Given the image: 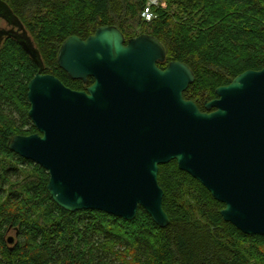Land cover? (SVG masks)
Listing matches in <instances>:
<instances>
[{
    "label": "water",
    "instance_id": "water-1",
    "mask_svg": "<svg viewBox=\"0 0 264 264\" xmlns=\"http://www.w3.org/2000/svg\"><path fill=\"white\" fill-rule=\"evenodd\" d=\"M0 19V45L14 38L39 66L26 93L37 132L14 135L9 150L48 173L46 189L59 207L126 221L141 207L165 227L158 169L176 161L224 205V221L264 236V67L218 86L201 110L183 96L195 78L190 67H158L166 52L156 37L126 40L102 25L85 39L68 36L58 50L57 64L71 79H93L74 90L41 72L38 49L4 0Z\"/></svg>",
    "mask_w": 264,
    "mask_h": 264
},
{
    "label": "trees",
    "instance_id": "trees-1",
    "mask_svg": "<svg viewBox=\"0 0 264 264\" xmlns=\"http://www.w3.org/2000/svg\"><path fill=\"white\" fill-rule=\"evenodd\" d=\"M39 51L42 73L83 90L57 64L70 35L83 39L102 25L125 39L134 30L156 37L166 65L180 61L194 81L184 91L204 110L215 89L245 70L264 67V0H170L177 13L156 10L144 21L145 0H4ZM136 36V35H135ZM161 66V64H158ZM39 70L17 40L0 45V264H264V236L246 235L223 220L222 203L176 161L159 165L169 223L156 225L138 208L131 221L96 210L67 211L49 196L48 173L9 150L14 135L37 130L28 117L27 83ZM13 231L12 244L8 233Z\"/></svg>",
    "mask_w": 264,
    "mask_h": 264
},
{
    "label": "rangeland",
    "instance_id": "rangeland-1",
    "mask_svg": "<svg viewBox=\"0 0 264 264\" xmlns=\"http://www.w3.org/2000/svg\"><path fill=\"white\" fill-rule=\"evenodd\" d=\"M169 1L170 0H159V4L158 5H156V6H153V12H154V19L157 17V14H156V11H155V9L158 11V10H165V11H167V12H169V13H177L178 11H177V9H176V7L174 6V5H171V6H169ZM145 2H146V0H145ZM141 16V15H140ZM0 26H5V23L2 21V20H0ZM142 28H140V27H138V28H136L135 30H134V34L135 35H139V34H141V32H142V30H141ZM134 35V36H135ZM14 235V233H13V231H10V233H8V236H13Z\"/></svg>",
    "mask_w": 264,
    "mask_h": 264
},
{
    "label": "built area",
    "instance_id": "built-area-1",
    "mask_svg": "<svg viewBox=\"0 0 264 264\" xmlns=\"http://www.w3.org/2000/svg\"><path fill=\"white\" fill-rule=\"evenodd\" d=\"M159 4V0H146L145 6L140 15L144 21H150L154 18L153 6Z\"/></svg>",
    "mask_w": 264,
    "mask_h": 264
},
{
    "label": "flooded vegetation",
    "instance_id": "flooded-vegetation-1",
    "mask_svg": "<svg viewBox=\"0 0 264 264\" xmlns=\"http://www.w3.org/2000/svg\"><path fill=\"white\" fill-rule=\"evenodd\" d=\"M0 20H2V19H0ZM3 21V20H2ZM4 22V21H3ZM5 23V22H4ZM0 27H4V26H0ZM142 34V33H141ZM137 36V35H136ZM136 36H134V37H136ZM132 38V37H131ZM165 66L166 65H164V64H161V66L160 65H158V67H160L161 69H163V68H165ZM228 84V83H227ZM224 85H226V84H224ZM220 86H223V85H220ZM216 95V94H215ZM216 97V96H215ZM214 97V98H215Z\"/></svg>",
    "mask_w": 264,
    "mask_h": 264
}]
</instances>
